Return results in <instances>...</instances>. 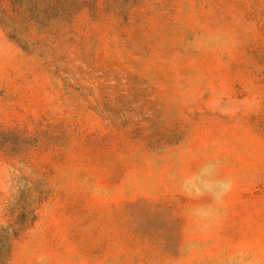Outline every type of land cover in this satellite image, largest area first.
<instances>
[{"label":"rangeland","instance_id":"1","mask_svg":"<svg viewBox=\"0 0 264 264\" xmlns=\"http://www.w3.org/2000/svg\"><path fill=\"white\" fill-rule=\"evenodd\" d=\"M0 264H264V0H0Z\"/></svg>","mask_w":264,"mask_h":264}]
</instances>
